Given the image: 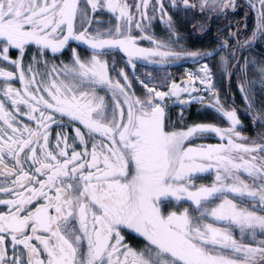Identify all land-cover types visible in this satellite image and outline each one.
I'll return each instance as SVG.
<instances>
[{"label": "snow or ice", "instance_id": "6c2138e0", "mask_svg": "<svg viewBox=\"0 0 264 264\" xmlns=\"http://www.w3.org/2000/svg\"><path fill=\"white\" fill-rule=\"evenodd\" d=\"M244 2L188 50L176 16L204 33L243 5L0 0V264H264V0Z\"/></svg>", "mask_w": 264, "mask_h": 264}, {"label": "flooded vegetation", "instance_id": "af4514ba", "mask_svg": "<svg viewBox=\"0 0 264 264\" xmlns=\"http://www.w3.org/2000/svg\"><path fill=\"white\" fill-rule=\"evenodd\" d=\"M240 1L241 0H238L239 3H240ZM238 16H240L239 9L234 13H229L228 18L227 19L224 18V21L222 20L223 17H214L213 18L214 21H213V19L211 21H213V23L216 24V27L219 28V27H223L229 21H238L237 20ZM176 20H177V23L179 25L180 33L185 37V40L181 41V43H186L188 50L208 49V31L204 32V33H201V32L197 33V31L194 30V25H196L199 21L202 20V17L199 14H196L194 16H193V14H188V15L180 14V15L176 16ZM225 20H226V22H225ZM249 20L251 21L249 23L250 24L249 28H251L253 23H254V16L252 13H251V18ZM154 28H155V31L157 32V34H159V35L163 34V26L160 25L159 22H156ZM215 34L217 35V32H215ZM220 35H222V36L226 35V31L224 33H220ZM216 43H217V41H216ZM74 45L75 44H73V46ZM82 47H84V46H82ZM256 50H257V53L264 51V46H262L261 44L258 43L256 45ZM65 51H67V50H65ZM63 56H65V55H63ZM185 62H187V64L194 63L190 60H185Z\"/></svg>", "mask_w": 264, "mask_h": 264}, {"label": "trees", "instance_id": "16d2710c", "mask_svg": "<svg viewBox=\"0 0 264 264\" xmlns=\"http://www.w3.org/2000/svg\"><path fill=\"white\" fill-rule=\"evenodd\" d=\"M240 4L243 5V7L239 8V14L240 16L237 17V20L240 21L242 20V18L245 15V11L244 8L246 7V4L244 2V0L240 1ZM251 18V12H249L248 14V25L250 26V19ZM224 21V18L222 19ZM214 21V19H213ZM213 21L210 22V27L208 29V49H211L215 46L216 43V39H215V32H216V24L213 23ZM226 22V20H225ZM197 31V33H199L200 31L198 29H194ZM220 87L223 90V98L227 99L228 98V93H233L234 94V99H235V105L238 106L239 108H243V101L240 97V94L236 91V85H235V80L233 79V82L231 84V87H229L228 83L226 81L220 83ZM229 103H231V100H229ZM179 109L178 108H173L172 113H176L178 112ZM196 117V106H193L191 109L188 110V121L192 122L193 119ZM241 119L243 120V122L245 123V125H247V129L249 130V133H251V135H253V131L251 128V124L248 120V117L245 116L242 112H241ZM245 131H247L245 129ZM248 132V131H247Z\"/></svg>", "mask_w": 264, "mask_h": 264}, {"label": "rangeland", "instance_id": "374dc122", "mask_svg": "<svg viewBox=\"0 0 264 264\" xmlns=\"http://www.w3.org/2000/svg\"><path fill=\"white\" fill-rule=\"evenodd\" d=\"M145 46H148V45H145ZM78 50L81 52L82 55L88 54L86 52L85 48L82 47V46ZM68 58H69V54H66L64 60L67 61ZM117 60L119 61V57H117ZM118 66L123 67L124 65L121 63ZM198 67H199L198 64H196V63L187 64V62H185V60L176 62L175 65H173L172 67L167 68V69L156 68V67H153V66L144 67L142 65H138L137 74H141V73H143L145 71L152 72L154 75H158V74H161V73H164V72H168V73H170L172 75L173 78H176L179 81V79L184 75L186 69H191V70L195 71L196 68H198ZM214 71H215V67H214ZM135 86L136 85H135V82H134V87ZM218 87H220V86H218ZM220 89H221V95H222V98H223V90H222L221 87H220ZM198 107L199 106H197L196 109ZM193 121H198V122L214 121V116L211 113L197 114V112H196V117L193 119ZM246 130L248 131V132L246 131V133L248 135H251V133H249V130L247 128H246ZM207 142H217V141L209 140Z\"/></svg>", "mask_w": 264, "mask_h": 264}]
</instances>
